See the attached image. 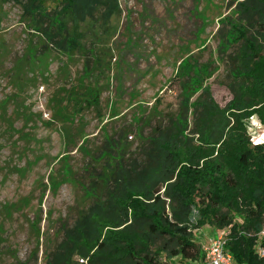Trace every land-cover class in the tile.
I'll return each mask as SVG.
<instances>
[{"label":"rangeland","instance_id":"1","mask_svg":"<svg viewBox=\"0 0 264 264\" xmlns=\"http://www.w3.org/2000/svg\"><path fill=\"white\" fill-rule=\"evenodd\" d=\"M118 1L110 30L88 36L91 53L67 59L41 47L20 5L0 0V264H47L92 204L85 190L105 185L120 149L125 163L144 161L156 128L184 113V99L195 103L205 89L221 108L233 99L229 56L239 46L223 53L220 39L241 0ZM96 88L98 112L77 114L68 95ZM246 123L256 141L263 124L256 115ZM214 231L193 235L204 246Z\"/></svg>","mask_w":264,"mask_h":264},{"label":"trees","instance_id":"2","mask_svg":"<svg viewBox=\"0 0 264 264\" xmlns=\"http://www.w3.org/2000/svg\"><path fill=\"white\" fill-rule=\"evenodd\" d=\"M8 2L22 7L41 47L51 46L67 59L91 53L86 45L94 28L108 32L121 14L118 0ZM50 2H56L53 9ZM236 8L220 39L223 53L239 46L229 56L233 99L221 108L210 89L195 103L184 99V113L167 128H156L142 162L125 163L120 149L111 175L100 177L105 185L85 190L92 204L65 230L47 264H164L163 255L200 264L204 254L193 232L206 225L229 231L234 264H264V143H253L246 123L256 115L264 125V0H241ZM68 97L77 114L101 106L98 88Z\"/></svg>","mask_w":264,"mask_h":264},{"label":"built area","instance_id":"3","mask_svg":"<svg viewBox=\"0 0 264 264\" xmlns=\"http://www.w3.org/2000/svg\"><path fill=\"white\" fill-rule=\"evenodd\" d=\"M262 133L259 137H255L259 140L262 136H264V125ZM253 141L254 144H262L263 140ZM215 233L208 235L207 240L208 243L204 246H201L202 252L204 254V260L200 264H234L233 255L228 251L227 246L229 243V231L226 229L216 230ZM262 238V244L259 246V254L261 259L264 260V226L263 230L260 234ZM198 242V241H197ZM81 263H84L85 260L81 259Z\"/></svg>","mask_w":264,"mask_h":264},{"label":"crops","instance_id":"4","mask_svg":"<svg viewBox=\"0 0 264 264\" xmlns=\"http://www.w3.org/2000/svg\"><path fill=\"white\" fill-rule=\"evenodd\" d=\"M213 233H215V232H213ZM209 235H211V234H209Z\"/></svg>","mask_w":264,"mask_h":264}]
</instances>
